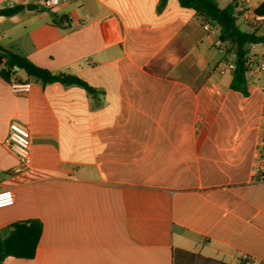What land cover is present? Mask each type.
Masks as SVG:
<instances>
[{
  "label": "crops",
  "instance_id": "1",
  "mask_svg": "<svg viewBox=\"0 0 264 264\" xmlns=\"http://www.w3.org/2000/svg\"><path fill=\"white\" fill-rule=\"evenodd\" d=\"M44 1L0 0L38 5L0 16V47L96 92L19 70L31 91L16 95L0 77V190L15 196L0 232L43 224L33 259L2 264H264V76L232 90L218 36L178 0H60L62 26ZM263 1L229 3L254 30L243 11ZM12 122L31 134L21 173Z\"/></svg>",
  "mask_w": 264,
  "mask_h": 264
},
{
  "label": "trees",
  "instance_id": "2",
  "mask_svg": "<svg viewBox=\"0 0 264 264\" xmlns=\"http://www.w3.org/2000/svg\"><path fill=\"white\" fill-rule=\"evenodd\" d=\"M167 0H161L160 8ZM179 4L187 9L193 10L197 17L206 20L218 27L217 42L225 43L227 52L234 56L235 69L232 71L231 89L248 93L245 75V57L251 45L264 44V32L258 28L251 32L242 30L237 24L235 5L229 4L221 8L218 0H178ZM25 5H16L6 9H0V16H12L23 12ZM53 25L62 26L67 22L65 15L58 16L48 9ZM258 13L264 14V1L257 9ZM0 77L9 81L16 77L19 70L25 72L42 84L60 83L65 86H79L89 93L96 92L87 81L79 76L66 73H53L52 71L39 67L26 57L20 56L10 50L0 47ZM43 224L37 218L19 220L11 223L0 232V264L9 257L22 259H33L42 235Z\"/></svg>",
  "mask_w": 264,
  "mask_h": 264
},
{
  "label": "built area",
  "instance_id": "3",
  "mask_svg": "<svg viewBox=\"0 0 264 264\" xmlns=\"http://www.w3.org/2000/svg\"><path fill=\"white\" fill-rule=\"evenodd\" d=\"M59 4L60 0H45L43 2V5L48 9H53ZM243 13L245 20L251 25L255 26L256 28L264 26V14L258 13L252 7H246ZM202 25L204 30L209 35H218V27L216 25L206 20H203ZM250 47L245 57V75L247 83L251 82L254 77L264 76V56L259 58L253 51H251ZM217 48L223 55V59L218 65L219 73L225 74L227 71H233L235 69V63L233 59H231L232 55L227 52L226 44L217 42ZM8 83L11 91L16 95H25L31 91V84L27 81H21L15 77H11ZM260 90L264 93V85L260 87ZM262 143V161L264 163V137ZM8 144L10 150L16 155L18 159V164L13 170L14 173H21L30 167L32 162L31 134L28 128L20 123L12 122L10 124ZM14 203L15 196L11 190H0V208L11 206ZM244 258H248V256L246 255Z\"/></svg>",
  "mask_w": 264,
  "mask_h": 264
},
{
  "label": "rangeland",
  "instance_id": "4",
  "mask_svg": "<svg viewBox=\"0 0 264 264\" xmlns=\"http://www.w3.org/2000/svg\"><path fill=\"white\" fill-rule=\"evenodd\" d=\"M218 4L221 8H224V7L228 6L230 3H229V0H218ZM236 16H237V24L239 25V27L242 30L248 31V32L253 31V29L250 26H248L246 23H244V21L241 17V14H240V8L239 7H236ZM259 45H260V47H264V44H259Z\"/></svg>",
  "mask_w": 264,
  "mask_h": 264
},
{
  "label": "water",
  "instance_id": "5",
  "mask_svg": "<svg viewBox=\"0 0 264 264\" xmlns=\"http://www.w3.org/2000/svg\"><path fill=\"white\" fill-rule=\"evenodd\" d=\"M26 7H27L28 10H35V9L38 8V5L30 3V4H27Z\"/></svg>",
  "mask_w": 264,
  "mask_h": 264
}]
</instances>
